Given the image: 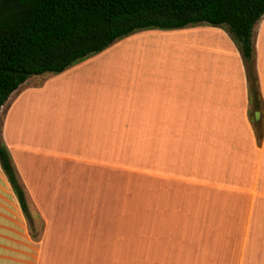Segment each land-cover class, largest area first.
<instances>
[{
	"label": "crops",
	"instance_id": "1",
	"mask_svg": "<svg viewBox=\"0 0 264 264\" xmlns=\"http://www.w3.org/2000/svg\"><path fill=\"white\" fill-rule=\"evenodd\" d=\"M253 50L260 139L223 28L139 31L28 78L0 109L29 213L0 165V264H264V15ZM133 173L146 201L118 191Z\"/></svg>",
	"mask_w": 264,
	"mask_h": 264
},
{
	"label": "trees",
	"instance_id": "2",
	"mask_svg": "<svg viewBox=\"0 0 264 264\" xmlns=\"http://www.w3.org/2000/svg\"><path fill=\"white\" fill-rule=\"evenodd\" d=\"M263 15L264 0H0V109L29 77L60 74L136 32L208 25L223 28L239 49L248 77L249 114L262 116L253 28ZM253 123L260 139L261 123ZM0 165L29 217L1 141Z\"/></svg>",
	"mask_w": 264,
	"mask_h": 264
},
{
	"label": "rangeland",
	"instance_id": "3",
	"mask_svg": "<svg viewBox=\"0 0 264 264\" xmlns=\"http://www.w3.org/2000/svg\"><path fill=\"white\" fill-rule=\"evenodd\" d=\"M46 77V74H43V75H37V76H31L29 77V82L31 81H36V80H41L42 78ZM250 118L252 120V115H250ZM259 131V130H258ZM133 148L142 154V156L146 155L147 151H146V148H142L141 150H137V146ZM135 164L137 165V162L135 161ZM135 165V166H136ZM142 167V166H141ZM145 168V166H144ZM126 173V172H125ZM133 175L135 176L136 174L133 173ZM132 176V175H131ZM132 176V179L131 180H128V179H124V185H120L118 187V191L120 192V194H123L121 197H134L135 200H139L141 201L140 199L143 198V200L146 201V195H147V182H146V174L145 176L144 175H138V176ZM134 178V179H133ZM136 179V180H135ZM91 185H87L86 186V190L85 191V194L87 196V194L89 195V190H91V198L95 199V201H91L86 205V209H85V212L86 213H93V212H98L99 211V207L101 205V200L103 198V186H97V188L95 189V187H93L92 185V188L90 187ZM97 200V201H96ZM141 205V204H140ZM142 206V205H141ZM82 212H84V209H81Z\"/></svg>",
	"mask_w": 264,
	"mask_h": 264
},
{
	"label": "water",
	"instance_id": "4",
	"mask_svg": "<svg viewBox=\"0 0 264 264\" xmlns=\"http://www.w3.org/2000/svg\"><path fill=\"white\" fill-rule=\"evenodd\" d=\"M259 118V113H255V119Z\"/></svg>",
	"mask_w": 264,
	"mask_h": 264
}]
</instances>
